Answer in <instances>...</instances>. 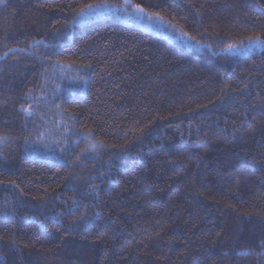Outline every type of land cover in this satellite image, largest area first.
Masks as SVG:
<instances>
[{"label":"trees","instance_id":"1","mask_svg":"<svg viewBox=\"0 0 264 264\" xmlns=\"http://www.w3.org/2000/svg\"><path fill=\"white\" fill-rule=\"evenodd\" d=\"M132 1L0 5V264H264V0Z\"/></svg>","mask_w":264,"mask_h":264},{"label":"rangeland","instance_id":"2","mask_svg":"<svg viewBox=\"0 0 264 264\" xmlns=\"http://www.w3.org/2000/svg\"><path fill=\"white\" fill-rule=\"evenodd\" d=\"M125 3V0H124ZM133 1L130 0V3L126 4H132ZM121 20L126 24H134L139 23L141 26L146 30H151L156 34H159L161 36H167L169 38H173L176 41H187V44L189 43V40L187 37H185L184 33L179 30L177 26H175L173 23H171L169 20L164 18L162 15L158 13H150L148 11H145L143 13L137 12L136 8H131L127 10L123 16L121 17ZM248 52H244L242 54H246ZM58 89L63 88L62 79L60 78V84L57 85Z\"/></svg>","mask_w":264,"mask_h":264},{"label":"snow or ice","instance_id":"3","mask_svg":"<svg viewBox=\"0 0 264 264\" xmlns=\"http://www.w3.org/2000/svg\"><path fill=\"white\" fill-rule=\"evenodd\" d=\"M125 3L128 4L130 3V0H125ZM5 4V0H0V5H4ZM136 11L143 13L144 9L141 8L139 5H135ZM85 9H87V12L85 11ZM101 11V5L97 4V5H86L84 7H81L79 10V15L77 17L78 20H80L81 22H83L85 19H87L88 17H91L92 15H98L100 14ZM255 42L259 45H264V40H261L259 36L255 37ZM39 43V42H37ZM233 46L229 47V51H232ZM14 49H9V52H14ZM5 56L8 55V53H4ZM7 139L6 137H0V140H4ZM247 254V253H246Z\"/></svg>","mask_w":264,"mask_h":264}]
</instances>
